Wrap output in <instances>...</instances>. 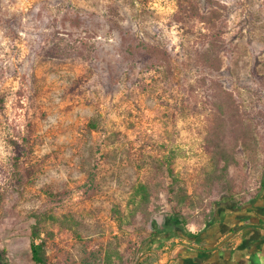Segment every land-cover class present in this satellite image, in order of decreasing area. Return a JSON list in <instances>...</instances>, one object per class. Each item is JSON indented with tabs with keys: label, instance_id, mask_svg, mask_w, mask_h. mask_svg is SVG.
I'll return each mask as SVG.
<instances>
[{
	"label": "rangeland",
	"instance_id": "rangeland-1",
	"mask_svg": "<svg viewBox=\"0 0 264 264\" xmlns=\"http://www.w3.org/2000/svg\"><path fill=\"white\" fill-rule=\"evenodd\" d=\"M263 185L264 0H0V264L35 228L50 264H140Z\"/></svg>",
	"mask_w": 264,
	"mask_h": 264
},
{
	"label": "crops",
	"instance_id": "crops-1",
	"mask_svg": "<svg viewBox=\"0 0 264 264\" xmlns=\"http://www.w3.org/2000/svg\"><path fill=\"white\" fill-rule=\"evenodd\" d=\"M256 199L219 207L199 235L179 236L174 245L163 240L151 249L160 251L142 254L140 264H264V185Z\"/></svg>",
	"mask_w": 264,
	"mask_h": 264
},
{
	"label": "trees",
	"instance_id": "trees-1",
	"mask_svg": "<svg viewBox=\"0 0 264 264\" xmlns=\"http://www.w3.org/2000/svg\"><path fill=\"white\" fill-rule=\"evenodd\" d=\"M213 38H217L219 37L218 35H213ZM223 43L222 41H218L215 43L214 46V53L209 55V54H201L200 55V64L204 67L205 71H211V73H216L219 72L221 70V49L222 46H218V44ZM222 45V44H221ZM145 48V47H144ZM149 50V54L154 58V60L159 61V59L164 58L165 62L167 65H169L168 62V55L165 52H162L161 50L151 46L150 48H148ZM161 57V58H160ZM210 58L205 60L206 58ZM146 67V66H145ZM148 67V66H147ZM216 82H212L211 86L209 87V89L212 92H218L219 91V84H215ZM212 96H216L214 93ZM201 232V231H200ZM200 232L196 233V234H187V237H196L197 235L200 234ZM40 237V232L38 229L35 228V230L32 231L31 234V242H30V252H31V259L33 261L34 264H50L48 263L44 258H43V253H44V242L41 241L40 243H36L37 239Z\"/></svg>",
	"mask_w": 264,
	"mask_h": 264
}]
</instances>
